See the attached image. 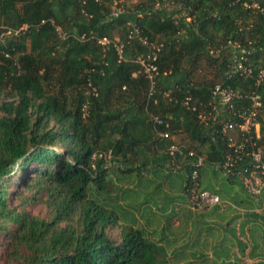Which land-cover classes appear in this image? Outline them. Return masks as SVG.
I'll use <instances>...</instances> for the list:
<instances>
[{
  "label": "trees",
  "instance_id": "1",
  "mask_svg": "<svg viewBox=\"0 0 264 264\" xmlns=\"http://www.w3.org/2000/svg\"><path fill=\"white\" fill-rule=\"evenodd\" d=\"M129 1L117 0L123 13L110 18L113 0H0V264H167L166 228L139 226L126 210L135 202L116 199L125 193L118 183L160 176L186 199L187 157L167 151L176 144L204 157L201 189L222 200L231 195L207 178L218 173L242 187L214 170L227 148L216 122L206 126L198 117L209 112L216 85L261 96L264 146V82L255 84L264 68V0ZM102 38L109 43L99 44ZM141 39L158 49L151 94ZM229 42L244 50L254 77L231 71ZM114 43L123 45L121 60ZM220 119H232V111ZM166 132L170 139L160 137Z\"/></svg>",
  "mask_w": 264,
  "mask_h": 264
},
{
  "label": "rangeland",
  "instance_id": "2",
  "mask_svg": "<svg viewBox=\"0 0 264 264\" xmlns=\"http://www.w3.org/2000/svg\"><path fill=\"white\" fill-rule=\"evenodd\" d=\"M136 1L137 0H131L125 2V5L132 7L131 5H134ZM179 137H184V135L181 133ZM169 170L174 171V168L172 169L170 166ZM176 173L178 172H174L173 174ZM149 176L144 175L141 177L144 180L141 179L140 183V179L136 177L121 181L118 184L121 186L122 190L125 189V193L121 194L120 192L117 197L115 194H112V197H116L117 200H121L120 198L123 197L124 201H121L123 204L124 202H135V204L128 206L129 208H126V210L129 211V213H133L134 216L139 219V226L146 231L151 232L153 229L158 230L166 228L167 235L165 236V241L168 242L166 247L167 264H181L189 261H191L192 264H264V244L261 243L262 249L258 253L259 256L257 254V256H254V252L249 249V232L247 229L250 219L253 218L252 214L254 213L248 212L247 208L244 206L248 199V194L245 195L239 189L237 182L234 186H231V188L235 187L236 190H232L231 195H228V197H233L235 200L237 199L239 205L233 203L228 197L225 198L227 203L221 202L217 205L219 209L225 210L224 218L222 219L221 216H214L213 214L215 213H208L210 218L217 219L215 221L211 219V222H209L210 220L207 221L205 219L209 218L206 216V212H209L210 209L202 212L191 211L182 194L169 192L164 186V180L160 176ZM211 176L212 175H208L207 178L212 181ZM147 177L150 178L152 183L146 181V179L148 180ZM112 178L116 180L114 174ZM170 178L174 180L173 177ZM133 180L136 182H131ZM223 180L225 182L228 181L223 179L218 173L215 178V184L221 185L224 191L227 185L222 184ZM135 183H138L139 187L138 185L137 187L134 186ZM145 186L147 188L146 190L143 188ZM128 190H136L137 198L136 194L133 195L131 192H127ZM250 197H252L253 200L259 196ZM178 200L184 202H179ZM220 200L222 201V199ZM177 207L179 210L183 209L184 213L181 219L178 218L180 219L179 223L177 217L174 218L178 213ZM26 209L37 216H44L46 213L41 205L29 204L26 206ZM259 213L264 217V210H261ZM140 218H142L141 221ZM192 221L194 226H188V223H192ZM185 222H187L186 228H179L176 226L177 223L180 225ZM220 222L222 226L219 225ZM167 224L169 226H167ZM173 224L176 227H174ZM109 235L117 239L119 228L111 229ZM151 238L158 240L159 236ZM242 248L243 252H241ZM205 255L207 258L203 259Z\"/></svg>",
  "mask_w": 264,
  "mask_h": 264
},
{
  "label": "built area",
  "instance_id": "3",
  "mask_svg": "<svg viewBox=\"0 0 264 264\" xmlns=\"http://www.w3.org/2000/svg\"><path fill=\"white\" fill-rule=\"evenodd\" d=\"M164 6L168 5V0H160ZM156 4V7L160 5ZM123 10L117 6V0H113L110 18H117ZM132 33L137 34V29L133 28ZM110 40L102 38L98 41L101 45H106ZM149 50L148 56L145 60L140 61L144 74L151 83L150 94L153 92V85L156 75V67L152 62L156 60V46L148 43L146 39H141ZM232 49L230 60L231 71L243 78L254 77L252 69L245 64L243 58L244 50L237 44L229 42ZM114 49L117 52L118 60L122 59L123 45L114 43ZM152 61V62H151ZM264 82V68L258 71L255 84ZM169 93H165L167 97ZM214 96V103L211 105L209 112H202L199 114V120L206 126L209 123L216 122V133L221 135L220 139L224 141L227 152L223 159L214 165V170L220 172L224 176L232 177L240 182L244 191L250 196H259L264 190V146L259 145L261 139L260 124L258 122V113L261 106V96L252 92L246 96H242L230 87H222L216 85L212 91ZM242 98L249 100V106L243 107L234 105ZM191 98L186 97L183 104L189 109ZM191 111L195 107H190ZM232 111V119L226 121L220 119L224 112ZM154 122L161 125L162 121L155 117ZM163 139H170V135L160 133ZM212 139H215L214 137ZM169 155L187 157L186 161V177L187 190L185 193L188 208L191 211H205L215 207L221 203L217 194L211 193L208 190L200 188L199 171L204 166V157L198 155L194 151L184 152V147L176 144H170L167 148ZM176 171L177 168L175 167Z\"/></svg>",
  "mask_w": 264,
  "mask_h": 264
},
{
  "label": "crops",
  "instance_id": "4",
  "mask_svg": "<svg viewBox=\"0 0 264 264\" xmlns=\"http://www.w3.org/2000/svg\"><path fill=\"white\" fill-rule=\"evenodd\" d=\"M206 169L207 168H205V171H206ZM207 170H209V169H207ZM215 176L213 177L214 179L212 180V185L214 186V189H216V190H219V189H222L221 188V185H217V184H215V178H216V176H217V174H214ZM204 179H205V177H204ZM203 179V180H204ZM217 183V182H216ZM236 182L234 181V182H225L224 180L222 181V184H225V185H227V187L225 188V189H228V191H230V193L232 192V190H236L235 189V187H233V188H231V186L233 185L234 186V184H235ZM239 186V189L246 195V193L241 189L242 187H240V185H238ZM215 194V193H214ZM251 198V197H250ZM256 199L258 200V202L261 204L260 205V207H257L256 206ZM237 200V199H236ZM179 202H184V201H182V200H178ZM227 200L226 199H223L221 202H226ZM238 201V200H237ZM239 202V201H238ZM227 203V202H226ZM252 204V207L251 208H249V209H247V211L248 212H250V213H254V215H253V218L252 219H250V221H249V227H248V232H249V244H250V246H249V249H251L253 252H254V254H258L259 253V251L262 249V246H261V243L262 244H264V217L262 216V215H260V211L261 210H264V191L259 195V197H257V198H255V199H253L252 201H251V203H250V205ZM187 206V205H186ZM218 207V206H217ZM234 207V206H233ZM178 208V207H177ZM183 208V207H182ZM178 210V213H177V215L174 217V218H176L177 217V219L178 218H180L181 219V217H182V214H184L183 213V209H181V210H179V208L177 209ZM224 209H219V208H217V210L215 211V214H213L214 216H221L222 217V219L224 218ZM207 213V215L206 216H208V213H210V211L209 212H206ZM209 217V216H208ZM180 219H178V223H179V221H180ZM211 219H214V221L215 220H217V219H215V218H207V219H205V220H210L209 222H211ZM262 220V221H261ZM174 221V220H173ZM178 223L176 224V226L177 227H179V228H186L187 227V222H185V223H181L180 225H178ZM189 225H191V222H189L188 223V226ZM220 226H222V223L220 222V224H219ZM173 226H174V224H173ZM176 226H174V227H176ZM173 227V228H174ZM210 235V234H209ZM262 240V241H261ZM257 245V247L256 248H254V246H256ZM250 250V251H251Z\"/></svg>",
  "mask_w": 264,
  "mask_h": 264
}]
</instances>
